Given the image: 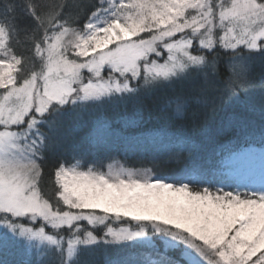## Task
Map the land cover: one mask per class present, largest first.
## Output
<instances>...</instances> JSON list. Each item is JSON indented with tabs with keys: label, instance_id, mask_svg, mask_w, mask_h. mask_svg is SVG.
Masks as SVG:
<instances>
[{
	"label": "snow or ice",
	"instance_id": "6c2138e0",
	"mask_svg": "<svg viewBox=\"0 0 264 264\" xmlns=\"http://www.w3.org/2000/svg\"><path fill=\"white\" fill-rule=\"evenodd\" d=\"M110 2L117 9L111 25H120L123 18L128 21L123 27L135 29L125 36L143 39L100 56L86 69L94 76L82 78V66L74 65L67 76H46L38 84L35 76L20 78L15 49H0V244L12 239L33 250L40 245L55 253L49 264H82L85 249L133 241L160 256L138 264H199L195 256L204 264H264V183L254 187L249 181L257 152L253 147L221 159L219 166L226 171L193 173L196 179L137 177L111 165L105 172L104 160L120 146L106 142L110 124L99 116L96 139L73 146L52 170L55 195L26 194L23 170L31 168L23 160L31 155L32 167H39L36 161L47 158L56 142L53 132L66 114L135 103L165 83L203 71L221 54L229 55L243 62L230 93L206 74L198 94L174 101L176 113L185 119L190 102L214 116L249 86L245 76L252 56L264 57V0ZM213 94H219L220 102L209 106L204 98ZM176 142L188 140L178 136ZM142 150L152 153L156 166L157 147L146 144ZM259 151L264 169V148ZM193 155L168 151L167 159L181 164Z\"/></svg>",
	"mask_w": 264,
	"mask_h": 264
},
{
	"label": "trees",
	"instance_id": "16d2710c",
	"mask_svg": "<svg viewBox=\"0 0 264 264\" xmlns=\"http://www.w3.org/2000/svg\"><path fill=\"white\" fill-rule=\"evenodd\" d=\"M65 3L67 7H64ZM101 7L102 0H0V22L7 29L9 48L15 49L17 55L24 56L29 52L27 47L36 44V37L44 36L42 20L45 16L42 9L50 12L58 9L56 11L60 18L65 13L67 19H62L66 22L61 25L71 26L75 23L73 19H88ZM226 62L222 55L218 57L216 72L220 80L229 78ZM248 65L247 77L251 87L239 89V100L228 104V108L214 116L207 114V108L191 102L185 108L187 119L185 115L176 113L174 101L178 96L187 99L198 94L186 80L161 85L135 103L108 105L79 115L66 114L56 131L75 134L55 143L47 158L38 161L42 168L37 180L40 187L47 189L54 186L52 170L62 154L68 153L75 145L96 139L95 120L99 116L110 124V135L106 137V142L120 146L111 159L104 160L102 170L118 162L130 168H149L153 174L173 179L186 176H194L191 179H195L193 173L226 171L219 166V161L230 152L249 145L264 146V57L253 55ZM204 99L209 106L214 102L211 96ZM245 100H248L250 110L243 107ZM193 112L195 115H192ZM156 130V134L150 135L151 131ZM159 131H163V134H159ZM178 136L188 142H176ZM146 144L154 145L159 150L156 166L152 162V153L142 150ZM168 151H183L185 155L192 151L194 155L192 159L177 164L167 159ZM159 258L154 250L139 244L94 246L83 250L80 256L82 264H138L145 259ZM26 259L23 252L9 240L0 244V264H36L34 260L28 262Z\"/></svg>",
	"mask_w": 264,
	"mask_h": 264
},
{
	"label": "rangeland",
	"instance_id": "374dc122",
	"mask_svg": "<svg viewBox=\"0 0 264 264\" xmlns=\"http://www.w3.org/2000/svg\"><path fill=\"white\" fill-rule=\"evenodd\" d=\"M116 3L121 5L127 4L128 0H116ZM56 10L55 12H50L44 11V9H42V12L45 16V18L42 20V23L44 25L43 32H45L44 36L41 37L39 35L40 37H36L34 41L36 42V44L34 43L33 47L32 45H29L27 47L29 52H27L26 55H17L21 60V64L18 66L19 76L21 79H32L35 76L37 78V83L42 84L46 76L50 78L67 76V68L74 65L82 66L80 70V76L82 78L94 76V72L87 71L86 69H89L92 65L97 63L100 56H106L110 51H112V49L115 48L136 46L139 44L140 40L143 39V37L138 35H131L130 37L125 36V31L134 33L135 29H126L125 27H123L124 24L128 23V21L123 18L120 25H111V21L114 19L113 14L117 11V9L113 4H111L110 0H102V7L100 8V10L96 12V14H93L90 17L88 16V19H73L75 23L71 26L61 25L64 24L63 22H66L62 19L66 20L67 18H65V13L60 18V15ZM66 17H68V14ZM149 23H151V21H149ZM77 25H79L80 28ZM113 32H115V37L112 36ZM8 42L9 39L7 29L0 22V49L11 52V49L8 46ZM109 43L111 44V48L105 47V45ZM221 55L227 60L226 64L229 70L228 80L219 79V75L216 72V64L218 61V58H216L212 60L208 67L203 71L194 73L184 80L178 82H183L186 80L188 81V85L190 82V85L194 86V89L199 92V88L204 83L205 75L207 74L213 77L219 83L222 89L230 93L231 87L236 79V69L243 62L237 61L235 58H232L229 55ZM249 62L250 61H248V63ZM0 63H3L2 58H0ZM248 67L250 66L248 65ZM106 74L107 73H105V75ZM245 79L248 81L249 85V79L247 75L245 76ZM166 84L169 83H165L163 85ZM246 88L241 89L246 90ZM211 97L214 99L212 101L217 103L220 102L219 94H213ZM244 106L245 109L250 110V104L248 100H245L243 107ZM225 108H228V104L225 105ZM57 129L58 127L53 132V135L56 138V144L65 140V138L67 139L69 137H72V135L75 134V132H73L72 134L70 131H68L67 134H64L62 131H56ZM157 132V130L151 131L150 135H154ZM159 134L162 135L163 131H159ZM55 143L53 144L54 146ZM248 147L257 149V152L255 153L256 159L253 165L252 174L249 177V181L252 186L260 187L261 184L264 183V174H260L261 170L264 169H262L260 160L261 152L259 150L261 148H264V146L256 147L255 145H249L246 148ZM23 163L31 168V171H28L27 168L23 170L25 173H27L25 182L27 183L28 187L26 189V194H28L29 192H36L42 199H47L54 196L56 193V184H54L53 187L49 186L47 189L40 187L37 181L39 177L38 173L40 172V166L37 168L32 167V156L29 155L27 158H25L23 160ZM36 163L39 165L38 161H36ZM109 165H111L113 168H122L132 171L137 177L144 175H157L153 174L152 170H150L149 168H130L118 162H113ZM102 171L107 172L108 167L107 169ZM193 177L194 176H189V178ZM166 179L179 180L173 179L172 177H168ZM148 227L151 228V225H149ZM2 230L3 228L2 226H0V231ZM9 241L12 242V244H14L19 250H21V252H23L24 257L27 258L26 260L28 262H30L31 260H34V262L40 260L49 262L50 260L54 259L55 253L43 250L40 245H36L35 250H33L19 244L12 239H9ZM128 244H139V242L133 241ZM99 246L102 247L105 245ZM193 255L195 256V254ZM195 260L199 262V264H204L199 256H195Z\"/></svg>",
	"mask_w": 264,
	"mask_h": 264
},
{
	"label": "bare ground",
	"instance_id": "6f19581e",
	"mask_svg": "<svg viewBox=\"0 0 264 264\" xmlns=\"http://www.w3.org/2000/svg\"><path fill=\"white\" fill-rule=\"evenodd\" d=\"M260 174H264V170H261V173Z\"/></svg>",
	"mask_w": 264,
	"mask_h": 264
}]
</instances>
